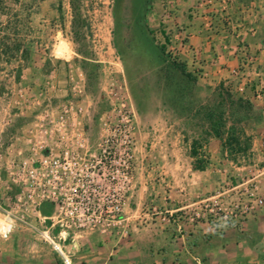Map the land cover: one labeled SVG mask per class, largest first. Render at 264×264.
<instances>
[{
    "label": "crops",
    "instance_id": "1",
    "mask_svg": "<svg viewBox=\"0 0 264 264\" xmlns=\"http://www.w3.org/2000/svg\"><path fill=\"white\" fill-rule=\"evenodd\" d=\"M157 3L159 20L172 32L185 66L200 70L202 81L218 85L222 102L229 99L224 86L243 91L230 98L252 105L255 117L246 126L230 124L224 116L226 134L220 137L211 130L208 111L205 121H194L200 126L197 133L185 117L171 123L141 114L135 189L124 208L130 235L85 234L73 264H264V206L243 227L232 224L221 230L206 221L175 218L221 189L243 199L249 192L264 198V97L255 96L264 85V0ZM231 126L237 139L225 146ZM42 210L46 214L51 208ZM0 264L61 260L31 229L18 224L8 237H0Z\"/></svg>",
    "mask_w": 264,
    "mask_h": 264
},
{
    "label": "built area",
    "instance_id": "2",
    "mask_svg": "<svg viewBox=\"0 0 264 264\" xmlns=\"http://www.w3.org/2000/svg\"><path fill=\"white\" fill-rule=\"evenodd\" d=\"M93 43L95 61L110 71L106 108L93 106L80 72L67 79L74 94H50L42 103L34 98L38 107L22 134L11 131L9 121L0 127V237L18 224L27 226L61 264H73L85 234L130 235L124 208L135 189L137 110L120 54L101 34ZM255 96L264 97V85ZM45 205L51 208L46 214ZM263 206L254 192L243 199L221 189L171 218L206 221L221 230L243 227Z\"/></svg>",
    "mask_w": 264,
    "mask_h": 264
},
{
    "label": "rangeland",
    "instance_id": "3",
    "mask_svg": "<svg viewBox=\"0 0 264 264\" xmlns=\"http://www.w3.org/2000/svg\"><path fill=\"white\" fill-rule=\"evenodd\" d=\"M157 2L0 0V127L9 121L11 131L22 134L38 107L34 98L42 103L62 89L63 95L74 94L67 79L80 72L93 106L106 108L104 87L110 71L95 61V34L121 56L137 119L143 114L149 120L173 123L182 116L197 133L200 126L193 125L195 120L205 121L207 111L222 110L230 124H252L256 113L252 105L231 98L222 102L218 85L202 81L200 70L185 66L172 32L159 20ZM60 45L67 51L62 52ZM227 88L223 89L230 95L243 92Z\"/></svg>",
    "mask_w": 264,
    "mask_h": 264
},
{
    "label": "trees",
    "instance_id": "4",
    "mask_svg": "<svg viewBox=\"0 0 264 264\" xmlns=\"http://www.w3.org/2000/svg\"><path fill=\"white\" fill-rule=\"evenodd\" d=\"M76 14V11H75ZM78 15V14H77ZM77 20V19H76ZM75 20V21H76ZM182 71L184 73H186V70L183 68ZM187 75H189V73H186ZM190 76V75H189ZM229 98H230V94H229ZM232 100V99H231ZM224 116H225V111H219L216 112L214 110L209 112L208 115V120H209V124L211 125V130L213 131V133L217 136L223 137L225 136V131L223 130L224 124H225V120H224ZM236 128L231 126L230 128V132L227 136V141L224 142L225 146L231 144L232 141L236 140L237 138L234 137L235 133H236ZM207 134V132H205ZM200 168L204 167L203 165H198Z\"/></svg>",
    "mask_w": 264,
    "mask_h": 264
},
{
    "label": "bare ground",
    "instance_id": "5",
    "mask_svg": "<svg viewBox=\"0 0 264 264\" xmlns=\"http://www.w3.org/2000/svg\"><path fill=\"white\" fill-rule=\"evenodd\" d=\"M60 48L62 49V52H66L67 51V48H66V46L64 45H60Z\"/></svg>",
    "mask_w": 264,
    "mask_h": 264
}]
</instances>
